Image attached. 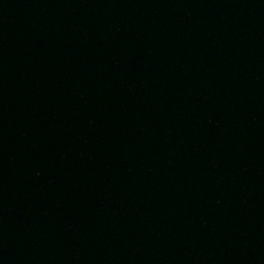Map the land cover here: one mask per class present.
Wrapping results in <instances>:
<instances>
[{"label": "water", "instance_id": "obj_1", "mask_svg": "<svg viewBox=\"0 0 264 264\" xmlns=\"http://www.w3.org/2000/svg\"><path fill=\"white\" fill-rule=\"evenodd\" d=\"M195 38L264 57V0H96Z\"/></svg>", "mask_w": 264, "mask_h": 264}]
</instances>
